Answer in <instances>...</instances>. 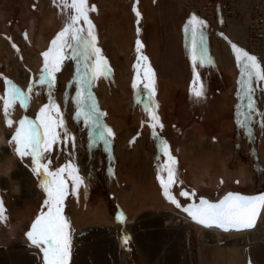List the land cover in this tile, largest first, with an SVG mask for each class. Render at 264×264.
Instances as JSON below:
<instances>
[{"label":"rangeland","instance_id":"1","mask_svg":"<svg viewBox=\"0 0 264 264\" xmlns=\"http://www.w3.org/2000/svg\"><path fill=\"white\" fill-rule=\"evenodd\" d=\"M177 1L186 13L189 5L200 6L201 0ZM30 3L31 0H0V31H7V35L0 34V97L7 98L5 79L24 91L32 84L27 104L21 107L17 102L9 108L11 127L5 122L3 100H0V136L3 139L0 141L6 143L5 154L0 155V200L6 209L4 218L0 219V264H15L21 248L25 256L32 255L33 264H44L43 252L26 234L37 216L48 210L44 205L46 193L40 187V177L32 171L31 157L20 158L15 151V142L10 143V140L18 126L16 122L24 117L35 120L41 107L50 99L59 106V118L63 119L64 128L57 129L59 140L44 154L45 162L51 160L49 169L71 164L82 181L85 173L91 171L90 176L97 173L99 157H107L108 161L111 158L113 164L107 173L101 171L100 174L108 180L111 171L118 186L115 192L121 194L115 219L105 223L102 219L108 218L109 208L102 207L97 214H93V210L82 213L77 207L76 191L72 192V181L67 172L64 174L68 195L63 202L62 214L70 224L71 237L68 264H74L76 258H81L80 264H264V240L250 245L248 238L253 236L252 233L232 236L214 230L216 241L207 242L201 224L182 211L185 203L200 195L217 198L226 190L264 188V80L253 77L249 82L245 75L242 83H238L227 72L226 84L233 88V95L211 101L210 110L206 109L204 101L199 103L201 112L207 113L204 124L184 103L185 71L181 68L175 74L167 70L161 88L154 82L151 100L147 93L132 101L128 86L123 82L127 83L134 71L129 11L135 12V6L130 0H119L118 3L115 0H88L89 6L102 8L97 19L105 26V31L104 37L96 38V47L106 58L110 71L106 76L85 83L80 77L92 66L94 58L73 57L72 50L65 49L67 58L60 71L55 73V80L48 78L49 83L41 85L38 79L44 65L42 53L49 49L55 38L50 32L57 27V21L62 19L63 28L66 26L68 11L61 0H40L37 10H31ZM97 11L89 13L94 17L98 15ZM59 12L62 17L55 18ZM13 15L19 22L7 25ZM145 24L147 35L159 36L155 37L153 48V52L159 53L163 39L158 23L151 17ZM31 25H35L34 34L28 36ZM79 26L85 29L86 35L88 26L83 21ZM24 27L27 28L24 30ZM176 27L168 29L175 47L179 46ZM116 29H122L126 34L119 45L115 44L113 36ZM232 37H238L239 43H243L239 32ZM178 56L180 58L179 53L175 56L176 63ZM163 58L169 65L171 53H165ZM260 64L264 68V64ZM14 65L22 68L21 75ZM78 92L85 98L82 109L76 103ZM136 103L140 104L136 106ZM149 106L159 112L154 123L150 118L145 120L144 111L148 113ZM78 111L80 115H77ZM52 115L56 118L54 111ZM153 124L154 129L150 126ZM106 129H111L112 135ZM162 142H166L168 153ZM169 154L176 161L173 165L175 183L170 185L169 192L180 207L166 198L161 181H157L158 176L167 181ZM92 182L97 185L96 178ZM107 182L102 180L100 186H107ZM113 190H110L111 200H115ZM181 191L189 195L181 196ZM104 192L101 194L98 190V196L93 198L97 200L96 204L103 198L108 199V191ZM105 202L109 203L108 200ZM261 224L264 225V216ZM227 239L231 243L222 244Z\"/></svg>","mask_w":264,"mask_h":264},{"label":"snow or ice","instance_id":"2","mask_svg":"<svg viewBox=\"0 0 264 264\" xmlns=\"http://www.w3.org/2000/svg\"><path fill=\"white\" fill-rule=\"evenodd\" d=\"M64 9L68 11V22L66 26L56 35L51 41V46L47 51L42 53L44 57V65L41 69V75L38 83L41 85L55 80V73L59 72L64 59L67 58L65 49H71V55L76 57L78 55H86L93 57L92 66L87 68L85 75L80 77L85 83H91L98 76H106L110 71L106 58L101 54V50L96 47V36L94 34V25L89 19V12L96 11L94 5L89 6L88 0H61ZM136 12L137 17L140 13ZM83 21L87 27V34L85 29L80 27ZM195 22L196 27L193 28L194 35L197 32L200 35L201 43L203 42L202 29L206 27L205 22L199 20L194 15L189 20V25ZM136 51L139 54L143 45L139 40L136 41ZM15 47V45H13ZM232 48L236 54L238 67L241 68L242 77L247 76L250 82L253 77L258 80H264V68L256 56L249 54L246 50L239 48L233 44ZM139 61H147L146 56L138 55ZM196 56H193L194 62ZM205 57L203 53L200 55L199 62L202 64ZM195 67V63H194ZM139 77V72H137ZM194 77L198 79V74L194 71ZM144 79L148 80L145 87H152L154 94V72L149 65L145 63ZM195 84V79L194 82ZM240 83V82H238ZM5 95L2 108L4 112L5 122L11 127L13 121L10 118L9 108L19 102L21 107H24L32 93V84H29L28 90L24 91L19 86L13 84L11 81L5 79ZM50 86V85H49ZM136 83H133V88H136ZM196 97L203 96V85L194 87L192 89ZM249 93L252 91L248 88ZM90 98V95L89 97ZM250 98V97H249ZM77 105L82 109L85 104V98L82 92L77 93ZM251 108V103L249 104ZM56 113V118L53 117L52 112ZM81 112L78 111L77 115ZM89 115L88 113H83ZM61 116L59 106L55 104L54 100H49L48 104L41 107L40 113L35 120H30L24 117L17 121V127L11 137L10 143L15 142L16 154L20 158L31 157L33 163V173L40 177V187L46 193L44 205L47 207V212H42L31 225V230L26 234L33 245L40 248L43 252L44 264H68L71 250V237L69 234L70 224L63 216V202L68 195V184L65 178V173H68V179H71L73 184V192H75L82 182L78 175H75L76 169L71 164L50 170L49 166L51 160H46L45 153L52 150V146L57 143L60 138V133L57 129L64 128V121ZM152 119L155 121L157 117L153 114ZM155 128V124L150 125ZM162 127V125H161ZM109 135H112L111 129H106ZM67 136V132L64 133ZM164 150L168 153L166 142ZM169 165L166 166L168 177L167 181L158 176L161 181V186L164 189V195L173 203L180 207L179 202L175 197L171 196L169 187L175 183V159L169 154ZM181 196L187 197V192L181 191ZM194 195V193H193ZM264 209V195L259 196H245L238 193H228L225 197L216 203L209 202L201 198L198 204H191L183 210L198 224L205 227H217L224 231L236 230L242 231L250 229L255 226V221L261 211ZM3 200H0V219L4 218ZM124 219L123 215L120 217Z\"/></svg>","mask_w":264,"mask_h":264},{"label":"crops","instance_id":"3","mask_svg":"<svg viewBox=\"0 0 264 264\" xmlns=\"http://www.w3.org/2000/svg\"><path fill=\"white\" fill-rule=\"evenodd\" d=\"M115 1H117V3L119 2V0ZM122 1L125 2L127 0ZM130 2H132V4L135 6L136 11L140 13V16L137 17L136 12L129 11L130 15L132 16V33L130 34L132 40L130 50L132 51L135 59L131 61V64L134 65V71L131 74V77H129L128 81H126L127 83L123 82V84H126L128 87H133V83H136V88L128 91L131 92L130 98L132 101H136V99L141 96V94H145L146 96L147 93L150 95L149 100L152 98V90L149 87H145V85L148 84V80L143 78L145 63L151 67L154 72V78L156 80H160L161 85L166 79L165 76L167 70L170 69L175 74L177 69L179 70L181 68L182 71H185L183 81L187 90L192 91L194 87H199L202 84L204 94L206 92L209 96H216L214 100L223 96H227L228 94L233 95V88L226 84L227 72L231 74L232 78H236L238 82L240 81V83H242L243 81L241 68L238 67L236 54L232 48V45L235 43L230 40L216 25L203 19L190 9H187L186 13H184V9L181 8L183 6L177 0H130ZM193 15L206 24V27L202 29V43L199 33L197 32V34L194 35L193 28L196 27L195 22H193V25L191 26L188 23ZM151 17L155 22L158 23V25H156L158 30H160V36L163 39L162 47H160L162 54L160 53L161 51L159 53L153 52L155 37L157 38L159 36L154 35L152 37L150 34L147 35L145 23L147 22L148 18ZM174 22L176 24H174ZM174 25L175 27L177 26V35H175V37H177L179 45L176 47L171 44L170 32L168 30ZM34 28L35 25H31L28 28V33L26 35H33ZM114 33L113 36L115 38V44L117 43L119 45L124 40V37H126V34L122 32V29H116L114 30ZM101 37H104V34H102ZM137 40H139L143 45L139 54L136 51ZM108 50L109 49L106 48V51ZM169 52L171 53V62L168 65L165 64L163 57L165 53L168 55ZM178 53L180 58L178 56L176 63L174 61L175 56L178 55ZM201 53H203L205 57L202 64L199 62ZM138 55L146 56L148 59L146 62L142 60L139 61V66L137 67ZM194 55L197 58L195 62L193 60ZM177 64H180L181 67L179 65L177 66ZM138 71L139 77L137 76ZM194 71L198 74V79L194 77ZM194 79L195 84L193 83ZM216 85L221 86L218 88V91H216ZM138 104L140 103H136V106ZM141 114L142 111L140 110V115ZM109 159L112 162V159ZM110 161H108L107 157H99V166L96 171L97 173L94 176L91 175L92 177L90 176L91 171L90 174L85 173L82 175V184H80V188H77L76 190L77 207L81 208L82 213L86 212V210L88 213H90L91 210H93V214H97L103 210L102 207L109 208V211L106 209V211H108L106 213L109 215L108 218L102 219V221L105 223L115 219L114 215L118 213V206L121 204V197H119L121 194L120 192H115V190L118 189V186L115 184L116 178L114 179V177H112L113 173L111 171L109 172L111 174H109L108 180L102 178L100 174L101 171H105L107 173L108 168H110L109 166L113 164V162L111 163ZM94 178L97 179V185H94L92 182L94 181ZM102 180L106 182L108 181L107 186H104V184L103 187L100 186ZM83 181H86L88 184L83 183ZM111 184H114L116 187L114 188L111 186ZM97 189L101 191V194H105L104 191L106 190L108 191V199L103 198V201L98 204L95 203L97 200L93 199L98 196ZM109 189L111 191L113 190L112 194L116 193L115 200L109 199L111 195ZM89 193L91 195H89ZM105 200H108L109 203H106ZM94 205L97 206L94 207ZM125 210L127 211L128 207H126Z\"/></svg>","mask_w":264,"mask_h":264},{"label":"built area","instance_id":"4","mask_svg":"<svg viewBox=\"0 0 264 264\" xmlns=\"http://www.w3.org/2000/svg\"><path fill=\"white\" fill-rule=\"evenodd\" d=\"M199 3L200 6L189 5V9L215 24L230 40L234 36L230 28L238 30L245 44L232 41L264 64V0H201Z\"/></svg>","mask_w":264,"mask_h":264},{"label":"trees","instance_id":"5","mask_svg":"<svg viewBox=\"0 0 264 264\" xmlns=\"http://www.w3.org/2000/svg\"><path fill=\"white\" fill-rule=\"evenodd\" d=\"M39 2L40 0H31V3H30V6H31V10H37L38 9V6H39ZM95 6V5H94ZM96 9H98V15L97 16H92L90 15L89 13V19L92 21V24L94 25V30H95V36L96 38H100L103 34V32L105 31V26L101 25V23L98 21L97 18H99L102 14V8L101 6H95ZM100 11V12H99ZM55 18H58V16H61L62 17V12H59V13H56L55 15ZM98 21V22H96ZM16 22H19V20L15 17V15H13V17L10 19V21L8 20L7 22V25H14L16 24ZM63 21L62 19L57 21V27L54 28L50 33L53 34V36L56 37V35L63 29ZM60 24V25H59ZM103 24V23H102ZM27 27H24L23 29L25 30ZM7 31H0V34L2 35H7L6 34ZM142 75H143V72H142ZM144 78V77H143ZM154 82L157 83V85L159 86L160 85V88H161V83H160V80H156L154 78ZM149 83V82H148ZM151 90H152V97H153V89L152 87H149ZM218 88L216 89V91H218ZM130 90H133V87H128V91ZM215 90V88H214ZM161 91V90H160ZM131 93V92H129ZM192 97V98H191ZM216 96H209L207 95V93L205 92V94L201 97H196L194 94H193V91H189L187 90V88L185 89V97H184V103L186 102V105H187V109L190 111V113L194 112V116L195 118H197V116H199V119H200V123L204 124V116L207 114L206 112H201L202 110H200L201 108L198 106L199 103H201L202 101H204L206 103V109L207 110H210V104H211V101H214V98ZM152 99V98H151ZM210 99V100H209ZM218 99V98H217ZM216 99V100H217ZM164 107V105H163ZM150 106H149V110H148V113L144 111L145 113V120L147 121L148 118L152 119V115L155 114V116L157 117L158 116V111L157 109L155 110V112L152 110H150ZM199 110H200V113H199ZM157 111V112H156ZM205 114V115H204ZM152 123H154V120L152 119ZM156 123H158L156 121ZM199 123V122H198ZM160 179H157V181H159ZM160 183V181H159ZM164 190V189H163ZM162 193V191H161ZM264 216V215H263Z\"/></svg>","mask_w":264,"mask_h":264},{"label":"bare ground","instance_id":"6","mask_svg":"<svg viewBox=\"0 0 264 264\" xmlns=\"http://www.w3.org/2000/svg\"><path fill=\"white\" fill-rule=\"evenodd\" d=\"M230 31H232L230 34H233V35H236V33H238L237 31L238 30H236V29H231ZM241 32V31H240ZM236 37V36H235ZM244 38V37H243ZM243 38H242V41H243V44H245V41L243 40ZM231 39L234 41V40H236L237 42H239V40H238V37L237 38H235V39H233L232 37H231ZM7 66H8V68H11L12 67V65L10 64V62H7ZM13 68H15L16 69V71H18L19 73H20V75H21V67H19V66H17V65H14L13 66ZM0 139H2V137L0 136ZM3 140V139H2ZM5 144L6 143H4L3 141H0V155H2L3 153H4V150H5ZM8 145V144H7ZM5 154V153H4ZM172 215H170V217H171ZM173 216H175V215H173ZM262 218V217H261ZM261 218H260V220L258 221V223H257V225H256V227L255 228H252V229H248V230H242V231H233V232H227V231H224V232H226L227 234H229V235H232V236H235L236 234H238V233H252L253 234V236L252 237H250L249 236V238H248V240H249V244L251 245V244H255V243H259V242H262L263 240H264V225H262L261 224ZM193 221V220H192ZM134 222H130V224H133ZM196 223V222H195ZM200 225V224H199ZM200 226H202L203 227V229H204V231L206 232V235H204V238H205V240L208 242H214V241H216V237H214V235H213V231L214 230H216L215 228H210V227H205V226H203V225H200ZM216 231H219V230H216ZM221 231V230H220ZM258 233V234H257ZM208 234H210V235H208ZM213 235V236H212ZM258 235V236H257ZM230 241V239H227L226 241H224V242H222V244H224V245H229L231 242H229ZM25 252H24V249H20L19 251H18V256H17V262L15 263V264H33V257H32V255L30 254V255H26L25 256ZM16 260V259H15ZM81 258L79 259V258H76V260H75V262H74V264H80L81 262ZM80 262V263H79Z\"/></svg>","mask_w":264,"mask_h":264},{"label":"water","instance_id":"7","mask_svg":"<svg viewBox=\"0 0 264 264\" xmlns=\"http://www.w3.org/2000/svg\"><path fill=\"white\" fill-rule=\"evenodd\" d=\"M228 193H238V194H241V195H245V196H259V195H264V188H259V189H257V190H253V191H241V190H234V189H231V190H226V191H224L221 195H219L217 198H212V197H209V196H203V195H201V197L203 198V199H206V200H208L209 202H212V203H216V202H218L219 200H221L223 197H225ZM189 205H191V202H187V203H185L183 206H182V211L188 216V217H190L184 210H183V208H185V207H188ZM264 215V209H261V211H260V213H259V215H258V217H257V219H256V221H255V226L254 227H252V228H255L256 227V225H257V223H258V221L260 220V218L262 217ZM191 218V217H190ZM192 219V218H191ZM210 228H216V229H219V230H222V231H224L223 229H221V228H217V227H210ZM252 228H250V229H252ZM246 230H248V229H246ZM231 231H236V230H229V231H227V232H231Z\"/></svg>","mask_w":264,"mask_h":264},{"label":"flooded vegetation","instance_id":"8","mask_svg":"<svg viewBox=\"0 0 264 264\" xmlns=\"http://www.w3.org/2000/svg\"><path fill=\"white\" fill-rule=\"evenodd\" d=\"M201 198H202V197H201V195H200V196H198V197L195 198V199H191L189 202H191V204H194V203H195V204H198Z\"/></svg>","mask_w":264,"mask_h":264}]
</instances>
